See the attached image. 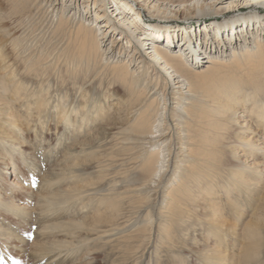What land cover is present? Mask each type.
Instances as JSON below:
<instances>
[{
  "label": "bare ground",
  "instance_id": "6f19581e",
  "mask_svg": "<svg viewBox=\"0 0 264 264\" xmlns=\"http://www.w3.org/2000/svg\"><path fill=\"white\" fill-rule=\"evenodd\" d=\"M187 7L200 16H224L241 9L251 13L177 29L148 26L140 21L143 11L168 19L171 11L177 13ZM260 9H264V0H192L174 5L162 0H0L1 33L10 34L11 30L2 25L9 21L13 28L27 25L38 34L26 42L19 38L20 43L12 48L13 62L5 56L3 45L0 47V57L5 56L0 59L3 75L7 73L6 84L0 85V117H5L13 130L41 124L52 116L57 124L79 127V133L92 122L107 128L118 126L115 129L122 147L126 146L127 151L141 150L140 163L145 160V178L139 190L162 185L172 164L182 168L191 162V180L181 196L185 197L182 202L194 205L204 200L191 199L201 194L197 183H205V176L217 171L214 159L207 157H212L218 143L202 137L208 135L206 129L237 124L240 102L242 107L251 105L250 113L255 112L264 122V14ZM162 30L164 34H160ZM178 34L180 43L176 42ZM52 74L66 79V83L52 84ZM107 94L116 99L110 106L102 104ZM12 102L16 104L14 115L9 110ZM190 124H194L199 138L190 135ZM195 138L198 140L193 141ZM257 141L253 137L240 140V148L246 151H239V156L255 160L263 151ZM5 142L2 139L0 145ZM193 143L206 147L207 152L194 156ZM8 146L21 153L17 143ZM230 154L238 155L234 151ZM252 162L245 169L260 172ZM11 165L21 177L16 163L12 161ZM29 172L34 175V168ZM181 179L179 170L169 178L165 211L181 200L174 194L183 186ZM236 179L240 185H248L243 171ZM43 183L51 188V184ZM5 189L6 194L0 195V207L6 206L10 214L23 219L26 214L19 209L20 204L9 196L20 186L9 182ZM58 197L54 193L46 196L48 210H60L64 205ZM212 216L213 221L215 214ZM253 216L246 225V241L255 240L262 232L264 214ZM140 218L139 214L137 221ZM142 219L140 228L152 229V215ZM116 231L110 228L99 236L110 237ZM249 245L254 250L260 247V240ZM204 250L210 251L208 247ZM53 252L50 249L47 254ZM212 253L208 264L225 263L226 250Z\"/></svg>",
  "mask_w": 264,
  "mask_h": 264
},
{
  "label": "rangeland",
  "instance_id": "374dc122",
  "mask_svg": "<svg viewBox=\"0 0 264 264\" xmlns=\"http://www.w3.org/2000/svg\"><path fill=\"white\" fill-rule=\"evenodd\" d=\"M162 1L174 5L192 0ZM259 11L264 14V9ZM239 13L251 12L241 9L224 16H200L192 7H187L177 13L171 11L168 19L143 11L140 21L148 26L177 29L202 21H223ZM2 25L11 32L8 36L0 32V47L3 45L5 56L13 62V45L20 43L19 38L24 42L30 40L28 37L32 38L37 32L27 25L13 28L9 21ZM164 33L165 30L160 32ZM180 38L178 34L176 42H182ZM5 56L2 54L0 59ZM2 67L0 63V85L6 84L4 76H7V73L3 75ZM50 79L54 85L66 83V79L57 75L52 74ZM106 97L103 105L110 106L116 100L114 95ZM240 104L236 108L237 124L227 128L208 127V135H202L218 143L212 157H207L214 159L217 171H213V176H205V183H197L201 185V194L191 199L204 200L194 205L182 202L185 197L181 196L183 187L191 180L188 173L191 162L182 168L172 164L169 172L163 175L162 185L139 190L140 181L145 178V160L140 163L141 150L127 151L126 146L122 147L115 129L118 126L107 128L92 122L84 125L79 133V127L57 124L52 116L41 124L13 130L9 121L0 117V141L6 140L4 146L0 145V195L6 194L7 183L18 184L21 189H14L9 196H13L20 204L19 209L26 214L23 221L10 214L6 206L0 207V264H208L212 251L222 250H226V259L219 264H264V224L261 234L253 240L259 239L260 247L253 250L249 245L253 241H246L249 238L246 225L250 218L254 214H264V122L255 112L250 113L251 105L242 107ZM10 106L9 110L16 114L15 102ZM261 111L264 113V109ZM193 125L188 126L190 135L199 138ZM234 130L238 131L234 133ZM248 137L258 140L263 150L255 160L251 156H239V151H246L240 148V140ZM8 143H17L21 153L13 152ZM197 144L191 146L194 156L207 152L206 147ZM231 151L238 155L233 157ZM12 161L18 166L21 177L12 169ZM251 162L261 171L246 170L244 166ZM33 168L34 175L29 172ZM177 170L183 175L180 181L184 183L174 194L181 200L165 211L164 206L169 203L165 197L170 190L167 182ZM240 170L247 186L240 185L236 179ZM43 182L51 184V188H46ZM49 193L59 196V202L64 204L62 209H47L45 198ZM139 214L142 218L152 215V229L140 228L143 219L137 221ZM46 227L48 230H44ZM110 228L117 229L112 236H99ZM206 247L210 251L206 252ZM50 249L54 252L47 254Z\"/></svg>",
  "mask_w": 264,
  "mask_h": 264
},
{
  "label": "snow or ice",
  "instance_id": "6c2138e0",
  "mask_svg": "<svg viewBox=\"0 0 264 264\" xmlns=\"http://www.w3.org/2000/svg\"><path fill=\"white\" fill-rule=\"evenodd\" d=\"M0 259H2V258H0Z\"/></svg>",
  "mask_w": 264,
  "mask_h": 264
}]
</instances>
